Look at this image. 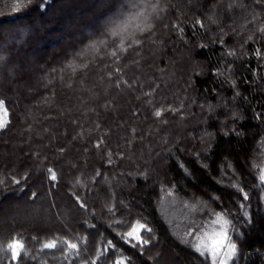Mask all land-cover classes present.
Masks as SVG:
<instances>
[{"label":"trees","instance_id":"1","mask_svg":"<svg viewBox=\"0 0 264 264\" xmlns=\"http://www.w3.org/2000/svg\"><path fill=\"white\" fill-rule=\"evenodd\" d=\"M261 29L264 0H0V264H212L194 246L217 214L229 264H264Z\"/></svg>","mask_w":264,"mask_h":264},{"label":"snow or ice","instance_id":"2","mask_svg":"<svg viewBox=\"0 0 264 264\" xmlns=\"http://www.w3.org/2000/svg\"><path fill=\"white\" fill-rule=\"evenodd\" d=\"M142 2V0H129V5L132 9H135L137 7V3ZM155 10V9H153ZM136 20L139 21V23L135 26V31L139 32H145L147 31L151 25L147 23L148 17L145 15L144 12H130L127 21L130 23L131 21ZM128 23H125L124 21L117 22L113 21L111 27L108 29V35L112 38H119V45L121 51H126L127 49L123 47L125 39L128 38V36L124 35L128 32ZM262 32H264V29H261ZM129 35H132V33H129ZM106 43V41H105ZM132 43L139 44V40H133ZM131 47V44L128 45ZM111 55L115 56L116 52L113 51L110 53ZM229 55H232L233 53H228ZM259 55V52L257 53ZM3 57H0V60H2ZM70 67L73 68V71H75L77 68L87 67V65H73L70 63ZM155 115L159 117L161 115L160 111H156ZM8 121V111L4 106V102L0 100V129H4ZM51 175L49 176V179L51 181H55L57 179L55 172L52 169L48 170ZM99 174V173H98ZM259 180L261 182H264V172L259 177ZM15 184H19L20 181H13ZM242 191V190H241ZM36 194L33 193V196ZM79 199V198H77ZM244 199H248V194H244ZM81 207H84L83 204H81ZM241 207H244L241 205ZM111 211V209H109ZM226 215V214H225ZM225 215L217 214L216 219L213 221L214 224L219 225L218 229H214L212 234L209 235L208 233H205V236L203 238H200L199 242L195 244L194 251L198 252L201 256L210 255L212 264H229V261L232 260L237 255V245L232 242V238L230 235V221L225 218ZM247 215V213H245ZM119 224L120 222H116ZM146 229V225L143 223L137 222L134 224L130 231L123 234L125 237V242L127 243V238L134 239L137 243L141 245H146L149 243L148 240L142 239L141 233ZM147 231H151V229H147ZM67 243V249L68 250H76L79 246L77 243L73 242H65ZM45 249H54L57 247V241L51 240L49 242H46L42 245ZM109 247H114L112 244V241H108V246L105 247L104 251L107 252ZM135 247V245H133ZM6 250L11 253V259L12 261H17L24 250V244L21 240L13 238L9 243L6 245ZM26 255V253H23ZM125 258L121 257V259L117 260L116 264H124ZM92 264H96V261L93 260Z\"/></svg>","mask_w":264,"mask_h":264},{"label":"rangeland","instance_id":"3","mask_svg":"<svg viewBox=\"0 0 264 264\" xmlns=\"http://www.w3.org/2000/svg\"><path fill=\"white\" fill-rule=\"evenodd\" d=\"M120 173H118V175H119ZM17 200H18V202H21V199H20V197H17ZM43 213H45V221L46 222H49L50 220L46 217V215H48L49 216V218H50V213L48 212V211H45V212H43ZM52 214V216H53V218H55V220L56 221H58V222H60V223H62L61 222V220H60V217H59V214L57 213V211H56V213L55 212H53V213H51ZM7 217V219H8V216H6ZM19 217H17L15 214L12 216V217H9V221L11 220V219H13V221H14V223L16 222L17 223V219H18ZM219 228V226L216 228V229H218ZM212 234V233H211ZM210 234V235H211ZM161 254V253H160ZM161 256V255H160ZM148 258V257H147ZM165 260L166 259H163V263H165Z\"/></svg>","mask_w":264,"mask_h":264}]
</instances>
